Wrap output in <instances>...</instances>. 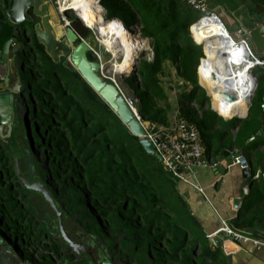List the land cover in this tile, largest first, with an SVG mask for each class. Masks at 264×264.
<instances>
[{
	"label": "trees",
	"instance_id": "1",
	"mask_svg": "<svg viewBox=\"0 0 264 264\" xmlns=\"http://www.w3.org/2000/svg\"><path fill=\"white\" fill-rule=\"evenodd\" d=\"M96 2L103 8L105 19H118L134 34L132 26L137 25L140 36L150 39L152 60L142 56L137 65L143 88L139 89L141 97L135 90V106L142 121L167 126L168 94L162 91L159 75L167 60L181 72L179 61L194 60L193 50L201 49L192 42L189 32L192 24L193 37L194 24L195 36L201 40L195 29L197 20L192 22L195 9L185 0ZM10 6L11 0L0 4V31L7 29L6 10ZM17 39L24 42L29 38L19 33ZM31 40L34 44L22 52L30 76L21 96L24 124L22 121L17 128L16 138L22 174L38 175L61 210L63 224L69 217L77 230L104 242L114 264H188L197 246L188 239L190 230L181 212L169 207L153 180L142 173L145 166L139 161V152L145 151L139 137L127 130L76 70L64 62H53L35 41L34 33ZM4 41L0 34V47ZM204 44L207 46V42ZM69 75L75 79L74 85L66 83L64 77ZM180 95L185 99L184 91ZM188 99L197 101L193 92ZM97 108L103 110V117L97 115ZM119 123L136 141L138 160L119 144ZM5 147L10 158L0 146L1 227L39 254L40 260L59 257L57 241L47 234L45 226L52 220L51 206L43 196L38 206L21 200L25 196L18 195L21 186L15 176L12 151L8 143ZM155 163L175 191V178L158 160ZM56 222L54 218V227H50L55 228ZM245 223L239 221L237 227L245 228ZM194 261L204 263L197 256L192 264Z\"/></svg>",
	"mask_w": 264,
	"mask_h": 264
},
{
	"label": "crops",
	"instance_id": "2",
	"mask_svg": "<svg viewBox=\"0 0 264 264\" xmlns=\"http://www.w3.org/2000/svg\"><path fill=\"white\" fill-rule=\"evenodd\" d=\"M204 1L207 9L212 10L220 18L224 26L237 37L236 39H238L240 29L247 30L264 23V0ZM198 11L195 9L192 22L196 20ZM199 20L195 22L196 30ZM192 42L197 44L193 39ZM193 51H196L194 60L182 59L179 61L183 67L181 72H177L176 68H173V71L177 72L178 78L182 79V82L179 81V83L185 84L186 87H177V90L172 94L173 96L168 97L165 101V103H169L166 106L167 126L174 125L181 118L194 123L204 140V155L213 160V163L207 166H196L192 172L185 175V180L175 179V193L196 229L194 233L187 232L189 241L193 242L198 250L188 264H192L196 256L204 260L203 264H264V245L256 247L248 242L227 240L226 237H223L222 247L218 248L209 239L218 235L221 230H225L224 226L229 222L237 229L250 232L253 236L256 235L255 230L264 232V191L258 187L256 192H252L251 197L245 200L240 208L233 207V200L239 193V189L243 185L246 188L250 181L246 177L247 172L252 179H256L253 177L258 174L257 179L252 182L254 186L259 181L264 185V135L259 134L255 138L258 128L264 124V63L253 68L256 80L247 115L236 119L237 121L234 123H228L230 120L228 117H224L214 106L211 108L208 104V99L210 100L208 90L201 83V72L206 63V58L205 62L202 60L201 72L198 74L199 63L205 57V53L203 49L199 48ZM260 59L264 61V58ZM168 63L172 64L169 60L163 63L164 69L166 66L168 70L169 67L166 65ZM167 70L165 75L160 77L166 82H168L169 76L173 74L171 70ZM183 72L184 74L187 72L188 76L182 75ZM22 82L23 85L26 84L24 80ZM197 85L201 88L197 89ZM182 90L185 92V99L181 98ZM192 92L197 99V101L193 99L194 104L186 100L191 97ZM179 100H182L181 104H179ZM165 103L162 102L161 104L165 105ZM5 105V102L1 100L2 110ZM253 105L256 107V112L251 114ZM5 145L6 143L3 141L0 142V146L3 148ZM234 153L245 155L248 162L247 168L232 164L233 160L230 159V156ZM26 176L30 182L41 181L38 175L26 174ZM17 180L21 186L18 189V195L22 196L21 190H26L31 204L38 206V200L42 198V194L28 189L20 178ZM51 218L52 220L47 221L45 225L48 230L47 234L51 237L52 235L59 237L57 222L53 228L54 218L57 221V216L52 208ZM239 221H246L245 226L247 227H237ZM51 224L53 227H50ZM64 227L71 238L89 246L91 253L82 252L83 264H114L112 257L108 258L109 251L104 242L83 233L82 230H77L75 223L69 217ZM11 237L13 235L6 237V240L10 241ZM54 237L52 238L54 239ZM20 243L24 245L28 257L35 264L56 263L60 257L68 258L66 264H77L79 259L75 252H68L60 246L58 241L56 244L59 257L51 255L44 261L40 260L39 254L33 253L26 243ZM194 264L199 263L194 261Z\"/></svg>",
	"mask_w": 264,
	"mask_h": 264
},
{
	"label": "water",
	"instance_id": "3",
	"mask_svg": "<svg viewBox=\"0 0 264 264\" xmlns=\"http://www.w3.org/2000/svg\"><path fill=\"white\" fill-rule=\"evenodd\" d=\"M49 1L50 0H11V6L6 10V19L9 24H6V30L3 29L0 31V34L5 37V41L0 48V102L2 100L6 104L3 110L0 106V142L3 141L7 144L9 139L14 169L18 174V178H20L22 183L28 189L41 193L55 212L57 216L59 237H54L53 235L52 237H54V239L59 242L60 246L64 247L68 252H75V254L78 255L79 259L77 264H83L82 252L91 253L89 246H86L82 242L69 236L63 224L61 210L46 186L40 181L30 182L20 170L21 155L16 138L17 128L22 126V106L19 102V98L25 93V89L19 70L22 71L25 67L24 64L18 62V46L17 48L13 47L17 38L15 27L19 26L22 22L32 23L33 17L37 18L38 21L33 23L32 29L34 30L35 41L43 47L44 52L53 60V62H64L66 67H72L76 70L102 101H104L118 116L121 122L126 126L127 130L132 135L139 137V143L147 154L155 156L159 162L161 161V156L158 154L154 142L147 137V129L144 122L136 114V99L125 96L123 91V81H114L110 76L104 74L103 68L106 63L110 62V54L106 51L104 44L99 38L102 36L99 33L101 25L97 24L95 28L86 26L74 11L75 19L80 21L82 25L90 30V33L85 37H79L72 27V20H67L65 22H62V20H59V22L50 20V14L48 11ZM98 2H100V0H98ZM0 4L3 5L4 0H0ZM28 10L31 11V14L28 13ZM109 20L110 19H105L103 17L104 22H108ZM191 25L189 28L190 35ZM244 30L242 39L247 44V48L250 52L249 55L264 58V23ZM229 33L231 37L235 39L234 34L230 31ZM193 41L195 40L193 39ZM195 42L197 43V41ZM202 49L204 51V45ZM91 51H98L99 57L96 60L89 59L87 53ZM201 62L202 61L200 60L199 67ZM212 76L214 78L217 77L214 73ZM126 84L129 85L127 81ZM254 87L255 84L253 88ZM252 93L253 89L248 98L249 102L251 101ZM208 96L210 97L209 93ZM224 96L226 99L234 98L232 94L227 92H224ZM249 108L250 106L248 107V110ZM235 117L240 118L237 116ZM256 133L255 138L259 134L264 135V124L258 128ZM154 141L157 142L158 138L154 137ZM238 155H240V153H234L230 156V159H234V157ZM246 177L250 180L248 183L249 185L247 184L246 188H244L243 185L239 189V193L233 200L234 208H240L244 201L251 197L252 192H256L258 187L264 191V185L260 181L258 184H255V186L252 184L257 177L256 179H252L248 172L246 173ZM226 225L228 228L238 231V229L230 222L226 223ZM224 234V230H221L218 235L209 238L210 242H212L214 246L221 248ZM242 234L244 233L242 232ZM255 234L258 239L264 241V232L255 230ZM6 237H10V235L2 229L0 222V264H35L28 257L22 243H20L15 237H11L10 241L6 240ZM67 261L68 258L60 257L56 263L52 264H66Z\"/></svg>",
	"mask_w": 264,
	"mask_h": 264
},
{
	"label": "bare ground",
	"instance_id": "4",
	"mask_svg": "<svg viewBox=\"0 0 264 264\" xmlns=\"http://www.w3.org/2000/svg\"><path fill=\"white\" fill-rule=\"evenodd\" d=\"M60 8L74 10L90 28L101 25L99 33L102 36L99 38L110 54L109 69L114 76L129 70L135 63L139 50L144 48L139 36L128 30L118 19L104 22L101 14L103 9L96 0H60ZM202 16L197 25L200 41L195 36L194 26L192 29L196 41L207 42V46L204 44L206 63L202 72V62L199 67L201 83L208 90L212 106L221 114L226 117L245 116L249 107L248 98L255 84L254 76L249 70L252 62L246 61L247 58L240 52L241 48L235 45V40L217 15L212 13ZM213 73L216 78L212 76ZM111 79L116 81L113 76ZM224 92L232 94L234 98L226 99Z\"/></svg>",
	"mask_w": 264,
	"mask_h": 264
},
{
	"label": "rangeland",
	"instance_id": "5",
	"mask_svg": "<svg viewBox=\"0 0 264 264\" xmlns=\"http://www.w3.org/2000/svg\"><path fill=\"white\" fill-rule=\"evenodd\" d=\"M48 9H49L51 18L56 20V21H59V13H58V11H59V9L61 10V8H60V0H50L49 4H48ZM62 10H63L62 12H63L64 16L68 15L71 18L75 19L74 10L73 11L72 10H66V8H64ZM208 11L210 13L212 12V10H209V9H208ZM101 14L104 17V14H105L104 10L101 12ZM203 14H204L203 12L198 11L197 12V17L195 19L197 20V18L202 16ZM24 25L26 27H28L29 26V22L22 23V25H20V26L22 27ZM80 25L83 26L81 22H80ZM132 29L139 36V38L141 39L142 37L140 36V31H139V28L137 27V25L132 26ZM141 42L143 43L144 48L139 50V52L137 53L136 59H135L136 63L133 62V65L129 67L130 68L129 70L124 71L122 73H116L115 76H114L113 72H111L110 69H109V67H110L109 66L110 65L109 62L106 63L105 67L103 68L104 74L106 76H110V77L113 76V77H115L116 81H119V80L123 81L124 82V90L123 91H124L125 96L133 97L134 99H136L135 90L137 91V95L139 97H141V93H140L139 89L143 88V86L141 84V78L136 72L137 65H138V62H139V58L142 57V56H145V58L147 60H152V49H151V46H150V39L149 38H142ZM32 44H34V42L29 41V45L31 46ZM197 44H199L198 46H200L201 49H202L204 43H197ZM18 62L20 64H24V67H25L24 70H22V71L19 70V72H20V76H21L22 80H24V82L26 83V81H27L26 78H27V76H30V75H29V72H28V68L26 67L27 64H26V62L23 59V54L22 53H19V55H18ZM204 62H205V60H204ZM172 64L171 63L166 64L169 67L168 70H167V67L165 66V69L163 68L162 72L159 75L160 77H161V75L164 76L165 73H166V70L167 71L171 70L173 72V74H171V76H169V78L170 77L171 78H170V80L168 78V82L164 81V79H160V83L163 85V87H162L163 90H162V88H161V90L164 91V93L166 92L168 94L167 95L168 97L173 96L172 94L177 90V87L178 88L181 87V86L186 87V85L184 86L181 83H179V81L182 82V79L178 78L179 76H178L177 72L173 71L174 70L173 68H176V70H177V66L174 65V64L172 66ZM133 66H135V67L132 69L131 67H133ZM181 66H182V64H181ZM181 66H179V68ZM182 75L188 76V73L186 72L184 74V72H183ZM64 78H65L66 83H68L70 85H74L75 79L73 77H71V75H69V77H64ZM126 81H127V83L129 85L126 84ZM177 84H180V85L178 86ZM21 99L19 98V102L21 103L22 111H23L21 119H22L23 124H24L25 111H24V104H23ZM186 100H189V99H186ZM158 102L162 103L163 100H159ZM188 102H190V101H188ZM194 103L195 102H191V104H194ZM208 104L211 107V102H210L209 99H208ZM249 106H250V102H249ZM135 108H136V106H135ZM136 111H137V108H136ZM255 112H256V107L253 105L252 108H251V114L255 113ZM97 115L99 117H103L104 116L103 110L101 108H97ZM236 119H238V118H236L235 116H232V118L228 121V123H234L235 121H237ZM145 123L147 124L148 122H145ZM149 124H151V123H149ZM153 124H155V123H153ZM24 131L26 133V128L25 127H24ZM119 144H123V146L131 154H133L135 160H138L137 159V155H136L135 150H134L136 141L132 138V136L128 132H125V130L123 129V126L120 123H119ZM3 150L5 151V154H7V158H10V153L7 151V147L4 146ZM139 154H140V157H141L140 159L144 160L146 163H148L150 165V166H148L147 164H145L144 162L139 160L141 163H143V167L145 166L143 171H142L144 176L146 178H149V179L153 180L152 182L154 183L157 191L159 192V194L161 196H163V198L165 199V201L167 202L169 207H171L173 209H177V210H179L181 212V215L183 217V220L185 221V224H187V226L189 227L190 232H192L195 229V226L192 223V219L189 217V215L186 212V209L184 208V206L178 200V197H177L174 189L172 188V186L169 185L166 182V180H165L166 177L164 176V172L162 170H160L156 166L155 162L157 161L156 160L157 158L155 156H153V155L147 154L146 152L142 153L140 151ZM15 176H18L16 171H15ZM21 193H22V196H25V198L21 197V200H23V202L30 203L31 201L29 199V195L26 194V190L22 189ZM42 228H43V226H42ZM83 233L87 234L84 231H83ZM107 255L109 256L108 258L110 259L111 258L110 253H108Z\"/></svg>",
	"mask_w": 264,
	"mask_h": 264
},
{
	"label": "built area",
	"instance_id": "6",
	"mask_svg": "<svg viewBox=\"0 0 264 264\" xmlns=\"http://www.w3.org/2000/svg\"><path fill=\"white\" fill-rule=\"evenodd\" d=\"M189 6L193 9L203 12V15H209L213 12H209L206 3L204 0H185ZM63 10L58 11L61 19L66 21L65 16L62 12ZM215 14V13H214ZM216 15V14H215ZM203 17V16H201ZM199 20V19H198ZM227 29V28H226ZM228 30V29H227ZM244 29H240L238 39L235 37V45L241 48V53L247 58L246 61H251L252 64L249 67L250 72L253 74V68L264 63L258 57L250 56V52L247 48L246 42L242 39ZM229 33V30H228ZM230 34V33H229ZM247 51V53H245ZM254 76V74H253ZM256 80V77L254 76ZM201 85V84H200ZM204 87V86H203ZM205 88V87H204ZM210 102H211V97ZM212 106V102H211ZM218 113V112H217ZM137 116L140 118L138 112L136 111ZM223 116V115H222ZM225 117V116H224ZM231 119L232 117H228ZM141 119V118H140ZM144 125L147 129V137L150 138L154 144L158 154L161 156L160 163L163 166V169L173 176L177 180H185V175L196 166H207L213 163L211 158H207L204 155V140L201 137V134L194 123L188 121L187 119L181 118L172 126H160L156 124L145 123ZM148 126V127H147ZM154 137L158 138V141H154ZM232 164L248 167L247 158L245 155H240L232 159ZM258 174H255L253 178H256ZM225 227V234L227 240H234L239 242H248L254 244L256 247L264 245V241L253 236L250 232L245 230L238 229L234 231L230 228ZM242 232L244 234H242Z\"/></svg>",
	"mask_w": 264,
	"mask_h": 264
},
{
	"label": "flooded vegetation",
	"instance_id": "7",
	"mask_svg": "<svg viewBox=\"0 0 264 264\" xmlns=\"http://www.w3.org/2000/svg\"><path fill=\"white\" fill-rule=\"evenodd\" d=\"M48 4H49V2H48ZM48 11H49V9H48ZM28 13L31 14V11L28 10ZM49 14H50V12H49ZM66 18L68 20H72V27L74 28V30L76 31V33L78 34L79 37H85L86 35H88L90 33V30L88 28H86L84 25L83 26L80 25V21H78V20H76L74 18H71L68 15L66 16ZM50 20L57 22L56 20L51 18V15H50ZM59 20L61 21V17L60 16H59ZM37 21H38V19L33 17V22L29 23L28 27H26L25 25L22 26V27L20 26V25H22V23H25V22H22L19 26L15 27V33H16L17 37H18V34L20 33L23 36L29 38V39H27V41H24V42H20L16 38V41L14 43L15 45H13V47L17 48V46H18L19 53H22L24 49L30 48L29 41L32 38V33H34V30L32 29V26H33V23L37 22ZM87 55H88L89 59H91V60H96L99 57L98 51L88 52Z\"/></svg>",
	"mask_w": 264,
	"mask_h": 264
},
{
	"label": "clouds",
	"instance_id": "8",
	"mask_svg": "<svg viewBox=\"0 0 264 264\" xmlns=\"http://www.w3.org/2000/svg\"><path fill=\"white\" fill-rule=\"evenodd\" d=\"M59 16H60V15H59ZM60 17H61V16H60ZM65 19H66V21L68 20V19L66 18V16H65ZM198 19H199V18H198ZM198 19H197V20H198ZM61 20H62V19H61ZM62 22H64V21L62 20ZM189 28H190V27H189Z\"/></svg>",
	"mask_w": 264,
	"mask_h": 264
}]
</instances>
